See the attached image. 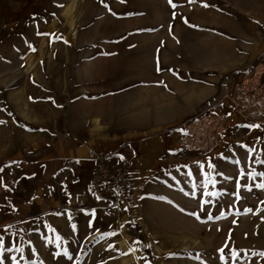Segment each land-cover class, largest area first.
<instances>
[{
    "label": "rangeland",
    "instance_id": "374dc122",
    "mask_svg": "<svg viewBox=\"0 0 264 264\" xmlns=\"http://www.w3.org/2000/svg\"><path fill=\"white\" fill-rule=\"evenodd\" d=\"M172 4L0 0V264H264V0ZM96 154L129 171L118 210L68 170Z\"/></svg>",
    "mask_w": 264,
    "mask_h": 264
},
{
    "label": "built area",
    "instance_id": "2783aa9c",
    "mask_svg": "<svg viewBox=\"0 0 264 264\" xmlns=\"http://www.w3.org/2000/svg\"><path fill=\"white\" fill-rule=\"evenodd\" d=\"M93 177L87 185L90 195L102 197L112 208L120 209L131 191L129 171L118 161L102 154L93 155Z\"/></svg>",
    "mask_w": 264,
    "mask_h": 264
},
{
    "label": "crops",
    "instance_id": "0c3cea01",
    "mask_svg": "<svg viewBox=\"0 0 264 264\" xmlns=\"http://www.w3.org/2000/svg\"><path fill=\"white\" fill-rule=\"evenodd\" d=\"M78 155H79V157H84V158L88 157L89 158V153H87V151L85 149H82L80 154H79V151H78L77 154L74 153L73 155L66 157V159H63V160L60 159L59 163H57V164L55 163L53 168L50 167L51 169L49 168V169L45 170L46 168L44 169V166H42L43 167L42 173H43L44 176H42L40 178V180H38V182H37L38 186L36 188H38V190L41 193H46V192H49L51 189H53L52 188V182L54 180L53 177L55 176L56 172H58L60 170H65L67 168V166L65 168L66 161L69 160V159H75ZM90 157H91V160H92V167H93V157H92V155ZM71 162H74V164H73L74 166H71L69 168V165H68V170L74 172L75 174L78 171L79 175H80L79 176L78 174H76V175H78L77 176L78 178H76L75 182L76 183L77 182H79V183L83 182V183H85V185L87 187L88 183L90 182L91 178L93 177V172H92L93 169H91V172H92L91 176H89V175L85 176V175L81 174L79 161L78 160H71ZM77 162H78V165H79V170H74V167H76L75 163H77ZM66 171H67V169H66ZM64 175H66V174H64ZM79 177L82 178V181L79 180ZM0 178H1V175H0ZM0 189L4 190L2 187ZM35 202L40 204L41 208H45V209L52 208L54 206V204L55 205L57 204L55 199L53 197H51V196H47L46 198H44L42 196H40V197L37 196L35 198ZM8 208H10V207L7 206V205H4L3 199L0 197V214H6V212H9ZM8 221L9 220L5 221L4 219L2 220L0 218V225L7 224Z\"/></svg>",
    "mask_w": 264,
    "mask_h": 264
},
{
    "label": "snow or ice",
    "instance_id": "6c2138e0",
    "mask_svg": "<svg viewBox=\"0 0 264 264\" xmlns=\"http://www.w3.org/2000/svg\"><path fill=\"white\" fill-rule=\"evenodd\" d=\"M193 2H194V0H189V3H193ZM169 3L172 5V7H174V8L177 7V5L172 4V0H169ZM202 6L205 7V8L210 7V5L207 4V3L203 4ZM174 16H175V14H174ZM184 22L187 23V20H185ZM37 35H49V34H48V33H39V32H38ZM52 35L54 36V34H52ZM54 38H55V39H59V37H55V36H54ZM29 47L31 48V46H29ZM31 50L35 51L34 48L31 49ZM157 63H158L157 71H161L162 69L159 67V61H158ZM168 71H172V69H168ZM159 83H160L161 85H163V87L167 88V85L164 84V82L161 81V82H159ZM29 99H32V98L30 97ZM0 123H3V121H0ZM240 127H246V128H260L261 125H241ZM254 150H255V149H253V151H254ZM246 155H248V153H246ZM121 159H123V157H121ZM254 162L264 163V161H254ZM237 163H239V161H237ZM208 167H209V168H214L215 166H214L213 164L209 163ZM201 170H203V166H201ZM253 175H254V173H248V174H247L248 178H251ZM259 175H260V176H264V173H259ZM240 176H242V177L245 176V172H244V171H241V172H240ZM210 182H211L213 185L215 184V181H210ZM4 185H5V181H4L2 178H0V186H4ZM255 186L258 187V188H262V189H264V183H260V184L255 185ZM246 187H247L246 184H242V183L240 182V180H237V181H236V189H237L236 194L239 195L240 190L243 189V188H246ZM249 190H250V189H249ZM208 195H214V193H208ZM97 199H98V200H101L102 197H97ZM207 203H210V201L202 202V208H203V206L206 205ZM262 203H264V202H262ZM203 210L206 211V208H204ZM246 211H251V210L249 209V210H246ZM86 215H89V216L91 217V219L88 221V227H89L90 229H92V228L94 227V223H93L94 220H96V219L98 218V216H97V211H96V209H92L90 212H87ZM190 215L195 216L197 220L200 219V216L197 215L196 213H190ZM215 218H216V217H214L212 214H208V220H213V219H215ZM72 228L75 229V228H76V225L73 224V225H72ZM96 231L99 232L100 230H99V229H96ZM114 235H116L115 232H110V233H109V232H102V233L100 234V238L103 239V238H105V237H108V236H114ZM57 239H59V237H57ZM3 243H4V242H3V238L0 237V247L3 246ZM137 243H138V242H137ZM109 247H112V246L109 245ZM9 251H11V249H9ZM17 251H22V250H21V249H17ZM218 251L222 254V255H221V259H223V254H224L225 250L222 248V249H218ZM57 255H60V253H57ZM63 255H67V252L63 253ZM253 255H259V256H261V257H264V252L254 253ZM231 257H232L233 260H237V259L239 258V253L233 250V251H231ZM253 264H255V262H253Z\"/></svg>",
    "mask_w": 264,
    "mask_h": 264
}]
</instances>
